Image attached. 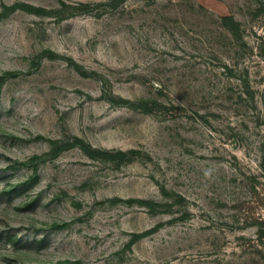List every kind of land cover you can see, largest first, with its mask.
Here are the masks:
<instances>
[{"label": "rangeland", "instance_id": "1", "mask_svg": "<svg viewBox=\"0 0 264 264\" xmlns=\"http://www.w3.org/2000/svg\"><path fill=\"white\" fill-rule=\"evenodd\" d=\"M100 2L0 0V264H264V5Z\"/></svg>", "mask_w": 264, "mask_h": 264}, {"label": "trees", "instance_id": "2", "mask_svg": "<svg viewBox=\"0 0 264 264\" xmlns=\"http://www.w3.org/2000/svg\"><path fill=\"white\" fill-rule=\"evenodd\" d=\"M151 1H155V0H151ZM261 2H259L260 4L264 5V0H259ZM119 2H122V0H108V2L106 3H102L100 2L99 4H104V5H110L111 7H115ZM90 4L89 3H85V2H81L79 3V5H76L77 10H79V12H89L90 11ZM220 19L224 20L227 24L228 27H232L235 24L234 18L232 14H227V15H222L220 16ZM236 27V26H235ZM232 29H234L232 27ZM226 67H228L226 65ZM248 94L250 97L253 98L254 95V91L252 89H248ZM125 102H130V105L134 108H137L143 112L149 113V112H153L155 111L158 106L160 105V102L158 100H140V101H125ZM264 142V141H263ZM264 146V143H263ZM262 225H260L258 227V233H259V238L261 239L264 235V221H262Z\"/></svg>", "mask_w": 264, "mask_h": 264}]
</instances>
